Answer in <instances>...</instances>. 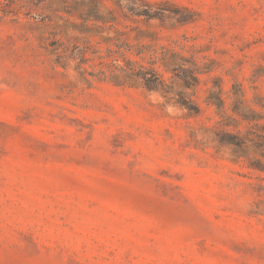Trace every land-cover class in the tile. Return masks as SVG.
I'll return each instance as SVG.
<instances>
[{
	"label": "rangeland",
	"instance_id": "rangeland-1",
	"mask_svg": "<svg viewBox=\"0 0 264 264\" xmlns=\"http://www.w3.org/2000/svg\"><path fill=\"white\" fill-rule=\"evenodd\" d=\"M146 1L157 17L116 26L194 46L196 87L117 85L82 73L105 69L98 59L57 58L40 37L143 0H0V264H264V170L219 145L206 101L227 108L239 86L264 96V0ZM111 35L83 34L93 49Z\"/></svg>",
	"mask_w": 264,
	"mask_h": 264
},
{
	"label": "trees",
	"instance_id": "trees-1",
	"mask_svg": "<svg viewBox=\"0 0 264 264\" xmlns=\"http://www.w3.org/2000/svg\"><path fill=\"white\" fill-rule=\"evenodd\" d=\"M142 5L145 7H127L124 12H117L116 9L108 7L102 11L99 7H90L80 24L63 22L43 25L40 37L51 39L50 44L53 48L48 51L57 58L63 57L72 49H78L81 53L80 62L98 59L99 64L105 66V69L97 73L84 70L82 73L99 74L101 79L117 85L139 84L148 90L160 91L164 96L173 91L177 81L186 88L196 87L199 83V74L206 71L200 68L195 60L194 46L191 45L187 49V45L178 40L172 41V45L157 44L156 32L141 30L138 26L123 25L122 28L116 26L121 22L120 19L148 22L159 14L146 0H143ZM71 7L76 8L78 4L74 2ZM88 20L92 23L88 24ZM105 29L113 30L111 36H100L108 45L104 49H100L101 46L93 49L90 39L83 34L100 35ZM130 30H136L134 36L136 43L127 40ZM75 32L78 34H70ZM143 38H150V42L143 43ZM89 50L93 54L91 58L86 57ZM160 66L165 72L171 73L168 78L159 70ZM178 94L180 97L174 100V104L184 107L191 115H198L201 112L196 101L182 92ZM230 98L227 108L223 107L224 100L219 96L216 101H211L209 97L206 99L218 110V120L211 127L215 139L219 145L229 147L235 158H243L247 160L248 166L264 170V96L255 93L248 102L239 86L232 90ZM167 100H170V97ZM255 106L261 109L258 110Z\"/></svg>",
	"mask_w": 264,
	"mask_h": 264
}]
</instances>
